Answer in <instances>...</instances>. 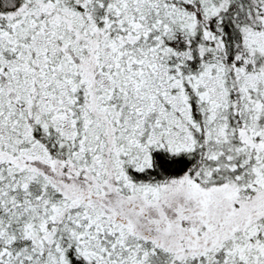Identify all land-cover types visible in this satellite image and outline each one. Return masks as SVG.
Segmentation results:
<instances>
[{"label":"snow or ice","instance_id":"1","mask_svg":"<svg viewBox=\"0 0 264 264\" xmlns=\"http://www.w3.org/2000/svg\"><path fill=\"white\" fill-rule=\"evenodd\" d=\"M0 264H264V0H0Z\"/></svg>","mask_w":264,"mask_h":264}]
</instances>
